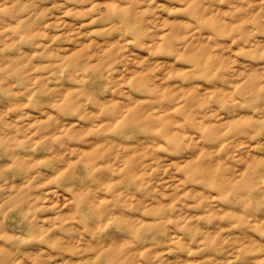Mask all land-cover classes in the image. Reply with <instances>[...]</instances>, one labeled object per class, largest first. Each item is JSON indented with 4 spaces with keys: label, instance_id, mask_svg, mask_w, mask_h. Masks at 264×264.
I'll return each mask as SVG.
<instances>
[{
    "label": "clouds",
    "instance_id": "9594fccd",
    "mask_svg": "<svg viewBox=\"0 0 264 264\" xmlns=\"http://www.w3.org/2000/svg\"><path fill=\"white\" fill-rule=\"evenodd\" d=\"M0 264H264V0H0Z\"/></svg>",
    "mask_w": 264,
    "mask_h": 264
}]
</instances>
